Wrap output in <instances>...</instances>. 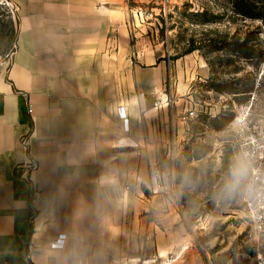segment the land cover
<instances>
[{
  "label": "crops",
  "instance_id": "0c3cea01",
  "mask_svg": "<svg viewBox=\"0 0 264 264\" xmlns=\"http://www.w3.org/2000/svg\"><path fill=\"white\" fill-rule=\"evenodd\" d=\"M9 1L19 11L0 78V264L164 262L179 247L168 251L173 232L145 215L164 198L148 192L149 169L184 122L178 100L171 116L154 108L161 65L132 60L125 8L149 0ZM28 157L36 169L23 177ZM60 234L64 248L51 249Z\"/></svg>",
  "mask_w": 264,
  "mask_h": 264
},
{
  "label": "rangeland",
  "instance_id": "374dc122",
  "mask_svg": "<svg viewBox=\"0 0 264 264\" xmlns=\"http://www.w3.org/2000/svg\"><path fill=\"white\" fill-rule=\"evenodd\" d=\"M169 2L165 11L161 0L125 8L132 60L145 53L146 63L161 65L160 96L171 93L182 110L190 98L195 109L182 120L179 139L172 130L179 144L174 169L169 135L162 160L151 163L169 173L175 191L145 215L158 230L173 232L167 250L183 251L176 264H256L257 254L264 255V224L252 223L245 203L250 189H264V20L241 16L247 9L239 0ZM250 2L264 7V0ZM11 9L0 2V78L16 51ZM203 14L214 23H204Z\"/></svg>",
  "mask_w": 264,
  "mask_h": 264
},
{
  "label": "built area",
  "instance_id": "2783aa9c",
  "mask_svg": "<svg viewBox=\"0 0 264 264\" xmlns=\"http://www.w3.org/2000/svg\"><path fill=\"white\" fill-rule=\"evenodd\" d=\"M1 4H4L5 6L12 7L11 9V15L12 17L18 20V6L15 5V3L9 1V0H0ZM13 3V4H12ZM161 4L163 5L164 11L165 8H168L170 5L169 0H161ZM14 13H16V16H14ZM170 83V80H169ZM188 105L183 108L182 110V120L186 121L194 116L195 109H193L191 105V99L188 98ZM175 106V100H173V97L171 93L167 96H165L164 100H155L154 102V108L157 109L159 107H166L168 110L169 115L171 116L173 114V107ZM116 115L118 119L121 122V128L124 132H128L129 130V121H128V114L125 106H118L116 108ZM172 129H170L169 132V141L167 143V159L171 161V168L174 169L175 166V160L178 156L179 152V144L175 142V139L173 138ZM22 145L24 147V150H27L28 143L27 140L22 141ZM36 169V163L35 161L28 157V160L26 161L24 165V170L22 171V176L25 177L26 174H28L30 171H33ZM149 191L156 192L160 195H168L170 196L171 193H174V183L170 181L169 173L163 169L158 164H152L150 166V172H149V185L147 186ZM264 190V189H263ZM259 186L258 192H254L253 190H249V193L247 194V201H246V210L248 213V216L250 217L251 221L255 225H262L264 224V191ZM259 231L261 228H258ZM264 233V229L262 231ZM66 244V235L60 234L57 236L55 241H53L50 244L51 249H63ZM183 251L180 252H174L171 253L164 262L159 264H176L178 260L180 259ZM256 264H264V255L262 253H258L256 256Z\"/></svg>",
  "mask_w": 264,
  "mask_h": 264
},
{
  "label": "trees",
  "instance_id": "16d2710c",
  "mask_svg": "<svg viewBox=\"0 0 264 264\" xmlns=\"http://www.w3.org/2000/svg\"><path fill=\"white\" fill-rule=\"evenodd\" d=\"M240 3L247 9L246 13H240L239 14L245 18H250V19H259V20H264V7H260L257 8V6H255L254 4H250V0H248V2H246V0H239ZM250 2V3H249ZM204 16V23H214L213 18L209 17L207 14H203ZM213 90H215L216 92H225L227 94H236L235 89H233L232 87H228L227 90L225 89H218V87L213 88ZM226 126V124L223 125H219L216 126L215 128L217 130H220L221 127ZM33 192L32 190L30 191V195L29 198L27 200V203L30 205L32 203L33 200Z\"/></svg>",
  "mask_w": 264,
  "mask_h": 264
}]
</instances>
